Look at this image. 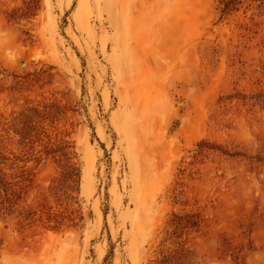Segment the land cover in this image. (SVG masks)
Wrapping results in <instances>:
<instances>
[{
  "label": "rangeland",
  "instance_id": "rangeland-1",
  "mask_svg": "<svg viewBox=\"0 0 264 264\" xmlns=\"http://www.w3.org/2000/svg\"><path fill=\"white\" fill-rule=\"evenodd\" d=\"M224 6L0 0V264H264V0Z\"/></svg>",
  "mask_w": 264,
  "mask_h": 264
},
{
  "label": "trees",
  "instance_id": "trees-1",
  "mask_svg": "<svg viewBox=\"0 0 264 264\" xmlns=\"http://www.w3.org/2000/svg\"><path fill=\"white\" fill-rule=\"evenodd\" d=\"M224 1V3H225V6H224V11H230V10H233V9H235L236 7V4L239 2V1H241V0H223ZM0 154H1V152H0ZM179 253H177V252H175V254L173 255V256H175V257H179ZM166 259L165 258H163V259H161V260H159L160 261V263H163L164 261H165Z\"/></svg>",
  "mask_w": 264,
  "mask_h": 264
}]
</instances>
